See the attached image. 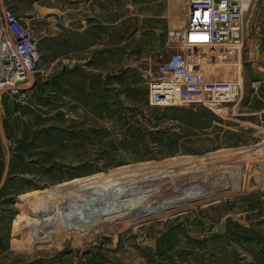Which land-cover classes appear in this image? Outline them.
Masks as SVG:
<instances>
[{"label": "rangeland", "instance_id": "rangeland-1", "mask_svg": "<svg viewBox=\"0 0 264 264\" xmlns=\"http://www.w3.org/2000/svg\"><path fill=\"white\" fill-rule=\"evenodd\" d=\"M13 1L42 62L0 98V264H264V0L201 55L235 109L150 102L189 0Z\"/></svg>", "mask_w": 264, "mask_h": 264}, {"label": "built area", "instance_id": "built-area-1", "mask_svg": "<svg viewBox=\"0 0 264 264\" xmlns=\"http://www.w3.org/2000/svg\"><path fill=\"white\" fill-rule=\"evenodd\" d=\"M251 1L189 0L186 23L173 35L181 51L157 58L158 78L149 84L152 105L217 109L240 105L244 95L242 79L220 80L214 74L204 75L201 60L206 57L201 55L217 50H226L230 56L242 53ZM32 22L0 2V98L17 91L39 73L42 53Z\"/></svg>", "mask_w": 264, "mask_h": 264}, {"label": "crops", "instance_id": "crops-1", "mask_svg": "<svg viewBox=\"0 0 264 264\" xmlns=\"http://www.w3.org/2000/svg\"><path fill=\"white\" fill-rule=\"evenodd\" d=\"M1 3H3L4 5L12 8V10L16 13L14 6L16 5V3L13 0H0ZM21 1V0H20ZM25 3V5H32L34 3V0H23ZM20 4V3H19ZM35 4H37V2H35ZM17 14V13H16ZM18 16L22 17L20 14H17ZM26 16H29L28 14H26ZM23 18V17H22ZM23 19H27V18H23Z\"/></svg>", "mask_w": 264, "mask_h": 264}, {"label": "bare ground", "instance_id": "bare-ground-1", "mask_svg": "<svg viewBox=\"0 0 264 264\" xmlns=\"http://www.w3.org/2000/svg\"><path fill=\"white\" fill-rule=\"evenodd\" d=\"M180 8H181V6H179L178 5V10H180ZM177 22H178V24H181L182 22H184V20H182V18L181 17H178L177 19ZM195 57H197V56H195ZM215 73V70L214 69H204L203 70V74L204 75H206V76H208V75H212V74H214ZM220 75H217V79H220V77H219ZM220 80H223V79H220Z\"/></svg>", "mask_w": 264, "mask_h": 264}]
</instances>
